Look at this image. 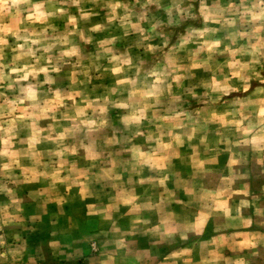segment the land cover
<instances>
[{
  "label": "rangeland",
  "instance_id": "374dc122",
  "mask_svg": "<svg viewBox=\"0 0 264 264\" xmlns=\"http://www.w3.org/2000/svg\"><path fill=\"white\" fill-rule=\"evenodd\" d=\"M66 214L120 264H264V0H0V264H83Z\"/></svg>",
  "mask_w": 264,
  "mask_h": 264
},
{
  "label": "crops",
  "instance_id": "0c3cea01",
  "mask_svg": "<svg viewBox=\"0 0 264 264\" xmlns=\"http://www.w3.org/2000/svg\"><path fill=\"white\" fill-rule=\"evenodd\" d=\"M77 214L74 215V219L69 215H64L67 220L64 223L63 227L59 226L57 228V244L55 243L54 247V258L57 261L71 262L77 258H84L83 264H120L122 260V252L120 249L119 252H114L109 250V255L99 251L97 242H94L93 245L90 244L91 236H77L75 234L74 225L77 223ZM67 216V217H66ZM75 223V224H74ZM239 233H264L261 229H239ZM93 238L94 235L92 236ZM62 238H68L67 241L62 242ZM98 251L97 253L92 254L91 251ZM113 252V253H111ZM125 254V253H124ZM136 256L133 255V260H136ZM256 261V260H254ZM235 264H249L246 260H236ZM259 262V261H256ZM197 264H222L221 259H208L205 263H201V259H197Z\"/></svg>",
  "mask_w": 264,
  "mask_h": 264
},
{
  "label": "clouds",
  "instance_id": "9594fccd",
  "mask_svg": "<svg viewBox=\"0 0 264 264\" xmlns=\"http://www.w3.org/2000/svg\"><path fill=\"white\" fill-rule=\"evenodd\" d=\"M219 43H220V42H219V41H217L215 46H217V47H218V46H219Z\"/></svg>",
  "mask_w": 264,
  "mask_h": 264
}]
</instances>
